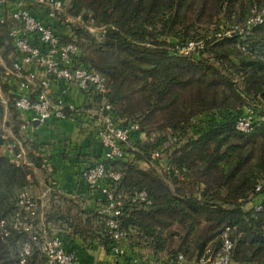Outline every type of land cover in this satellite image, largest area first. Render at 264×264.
<instances>
[{
    "label": "trees",
    "instance_id": "obj_1",
    "mask_svg": "<svg viewBox=\"0 0 264 264\" xmlns=\"http://www.w3.org/2000/svg\"><path fill=\"white\" fill-rule=\"evenodd\" d=\"M253 6L264 8V0H68L65 5L66 17L99 31L95 35L71 23L59 37L78 46L80 63L105 77L115 121L136 124L145 135L135 137L126 160L105 165L121 175L112 183L117 193L147 192L150 206L125 198L117 220L128 232L130 248L148 251L158 262L168 264L177 254L198 261L207 247L217 249L220 234L229 229L234 263L264 264V187L256 192L264 183V126L249 134L234 129L241 109L264 108V25L244 40L225 36L247 20ZM189 43L200 48L185 54ZM0 55L6 63L0 87L8 100L9 138L21 142L27 160L16 166L1 152L0 102V224L5 222L0 264H19L20 247L30 234L12 227L21 212L18 196L36 183L33 168L45 174L46 168L36 156L39 146L16 121L17 88L6 78L15 54L6 26H0ZM99 101L94 97L91 104ZM166 141L171 144L162 152L182 177H163L151 164L152 153ZM49 192L43 211L36 198L40 237H47L45 229L60 227L68 246L76 238L83 243L96 238L107 250L103 218L83 200L51 187ZM258 195L261 209L246 208ZM27 264L47 263L33 246Z\"/></svg>",
    "mask_w": 264,
    "mask_h": 264
},
{
    "label": "built area",
    "instance_id": "obj_2",
    "mask_svg": "<svg viewBox=\"0 0 264 264\" xmlns=\"http://www.w3.org/2000/svg\"><path fill=\"white\" fill-rule=\"evenodd\" d=\"M64 0H0V26H6L8 36L15 54L12 67L6 78L8 83L16 85L15 109L23 116L20 130L27 135L34 133L33 123L43 125L49 120H68L80 114V108L72 99L80 94L83 100L92 103L99 97L94 112L86 113L88 120L100 122L96 138L102 149L101 158L85 167L81 178L93 208L103 218L106 236L108 260L105 264H166L154 262V258L136 248L131 249L128 232L120 228L118 217L123 201L145 207L151 205L146 191H135L128 196L117 193L112 183L121 175L109 169L105 163L126 160L127 148L135 137L144 140L136 124L121 126L115 121L113 109L107 103L105 77L95 69L84 66L79 61L80 50L73 43H65L59 34H65L67 23L73 19L66 17ZM264 25V8L253 6L247 20L237 26H231L225 36L250 37L254 30ZM200 48V44L189 43L182 50L188 54ZM5 79V78H4ZM1 117V113H0ZM264 126V108L244 107L236 115L234 129L241 134H249L257 126ZM1 152L16 166L27 164L26 152L20 141L10 139L3 125L1 127ZM161 146L152 153V162L162 160ZM162 170L169 176L182 177V170L172 165L166 158ZM264 187L257 186L256 192ZM260 196L254 197L252 207L261 209ZM36 197L30 189L19 193L18 207L21 212L12 218V227L30 234V240L24 242L19 251V264H27L32 247H36L47 264H82L81 251L68 246L66 238L61 235L40 237L35 228L38 217ZM1 222L0 227H4ZM234 243L230 239L229 229L219 236L217 249L207 247L198 261L187 262L182 254H177L168 264H235L233 261Z\"/></svg>",
    "mask_w": 264,
    "mask_h": 264
},
{
    "label": "crops",
    "instance_id": "obj_3",
    "mask_svg": "<svg viewBox=\"0 0 264 264\" xmlns=\"http://www.w3.org/2000/svg\"><path fill=\"white\" fill-rule=\"evenodd\" d=\"M64 1L67 4L68 0ZM0 61L2 66L3 62ZM1 73L3 74V72L0 71V83L3 84L5 79ZM72 99L80 108L79 115L75 114L74 117L68 120H49L43 125L33 123L34 133L29 135L21 131L26 138L39 146L36 156L42 158L43 168L50 172V174H46L48 176H42L39 173L38 177L37 173L41 170L33 168L34 179L37 180V184L41 188L40 192L36 194L38 195L36 198L38 199L39 209L42 211L48 208L50 187L68 198H78L85 201L86 209L90 210L94 206L87 194L80 172L85 167L97 162L102 156V149L96 138L100 122L98 119L88 120L85 117L86 113L94 112L95 107L87 101L85 102L80 94H74ZM7 101L6 94L2 93L0 88L3 127L8 135H12V126L8 124L10 122V112L7 109ZM23 119L22 115L17 114L16 121L22 123ZM251 207V203L246 206V208ZM42 214L43 212L40 215V226L42 225ZM67 240L70 239L67 238ZM80 244L81 240L76 238L69 246L76 251H81Z\"/></svg>",
    "mask_w": 264,
    "mask_h": 264
},
{
    "label": "rangeland",
    "instance_id": "obj_4",
    "mask_svg": "<svg viewBox=\"0 0 264 264\" xmlns=\"http://www.w3.org/2000/svg\"><path fill=\"white\" fill-rule=\"evenodd\" d=\"M80 24L84 27H87L89 30H91V32L95 35L98 34V29H96L94 26H90L89 24H86L84 23L83 21H81V19L79 21H75V20H72L71 22L67 23V27H68V24ZM68 29V28H67ZM0 60H2L3 62V65L1 66L0 65V71H2V69H4V67L6 66V63L5 61L2 59L1 55H0ZM1 62V61H0ZM1 64V63H0ZM1 86V85H0ZM1 88V87H0ZM153 138H155V135H152ZM157 137V135H156ZM170 142L168 143V141L164 142L163 144H161V150H165L167 147L170 146ZM161 156H162V160L156 162V163H151L158 171V173L163 176V177H166V174L163 172L162 170V166L164 165L165 161H166V155H164V153L162 152L161 153ZM39 173L42 175V176H48L46 174H50L49 171L46 170V174L43 173V172H38V177H39ZM39 179V178H38ZM37 180H36V183L33 184V187L30 189L33 194L36 196L37 193L40 192L41 188L39 187V185L37 184ZM40 196V195H39ZM260 200V198L257 199V201ZM259 202V201H258ZM63 231H65L64 229H61L60 227H56V228H50V229H45L44 230V233L43 234L44 236H47V237H51V236H55V235H64L63 234ZM82 241V240H81ZM81 251H82V255H81V258H82V264H105L106 260L108 259V252L107 250L105 249V244L102 243V240L101 239H94L93 241H84L81 242ZM176 247L175 244L171 245V249H174ZM143 253L145 254H149V256H151V253L148 252V251H143L141 250ZM162 257V256H161ZM154 262H158L154 259Z\"/></svg>",
    "mask_w": 264,
    "mask_h": 264
}]
</instances>
